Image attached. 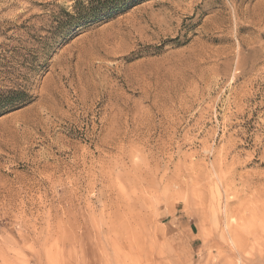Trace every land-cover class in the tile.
Segmentation results:
<instances>
[{
	"label": "rangeland",
	"instance_id": "1",
	"mask_svg": "<svg viewBox=\"0 0 264 264\" xmlns=\"http://www.w3.org/2000/svg\"><path fill=\"white\" fill-rule=\"evenodd\" d=\"M76 1L0 0V264H264V0Z\"/></svg>",
	"mask_w": 264,
	"mask_h": 264
},
{
	"label": "trees",
	"instance_id": "2",
	"mask_svg": "<svg viewBox=\"0 0 264 264\" xmlns=\"http://www.w3.org/2000/svg\"><path fill=\"white\" fill-rule=\"evenodd\" d=\"M137 0H82L76 1L73 11L64 10L62 17L57 19V34L62 39H66L73 34L82 24L94 22L110 16L112 13L126 8ZM58 42V41H57ZM60 42H58L59 44ZM57 45V44H56ZM28 94L6 92L0 96V114L8 108L17 107L28 100ZM9 106L8 108H6Z\"/></svg>",
	"mask_w": 264,
	"mask_h": 264
}]
</instances>
